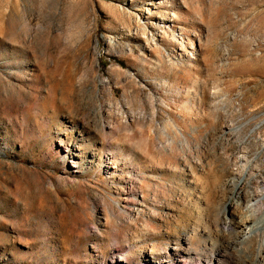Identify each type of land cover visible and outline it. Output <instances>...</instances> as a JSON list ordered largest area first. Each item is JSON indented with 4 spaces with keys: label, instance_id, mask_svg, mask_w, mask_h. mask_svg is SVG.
<instances>
[{
    "label": "rangeland",
    "instance_id": "374dc122",
    "mask_svg": "<svg viewBox=\"0 0 264 264\" xmlns=\"http://www.w3.org/2000/svg\"><path fill=\"white\" fill-rule=\"evenodd\" d=\"M262 215L264 0H0V264H264Z\"/></svg>",
    "mask_w": 264,
    "mask_h": 264
},
{
    "label": "bare ground",
    "instance_id": "6f19581e",
    "mask_svg": "<svg viewBox=\"0 0 264 264\" xmlns=\"http://www.w3.org/2000/svg\"><path fill=\"white\" fill-rule=\"evenodd\" d=\"M165 130L166 129V126L163 127ZM244 181L240 180L238 182V184H242ZM256 202V201H255ZM238 205L239 206V203H235V204H231L232 207ZM249 205V204H248ZM250 206V205H249ZM248 206V208H249ZM226 208L224 210V212L226 213ZM248 212H251L250 214V217L252 218H255V216H258L259 214H261V208H260V202L257 201L256 203L254 204H251L250 206V210ZM234 213V212H233ZM233 219H234V215H232ZM263 217L260 219V221L258 220L257 223H255L253 226H251L250 228H248V226L244 229L243 231V235H242V241L244 242H248V243H254L256 242L257 240V237L260 235V234H263L264 233V215H262ZM252 220V219H251ZM231 222L232 220L228 219L227 216H226V224H227V227H231ZM240 237V236H239ZM243 242V243H244ZM241 243V242H240ZM249 244H247L248 246ZM246 246V247H247ZM241 247V246H240ZM243 247V246H242ZM254 247V246H253ZM250 248V247H249ZM248 248V249H249ZM243 249V248H242ZM246 249V248H245ZM247 249V250H248ZM255 249V248H254ZM258 251V250H257ZM256 251V252H257ZM264 261V260H263Z\"/></svg>",
    "mask_w": 264,
    "mask_h": 264
}]
</instances>
